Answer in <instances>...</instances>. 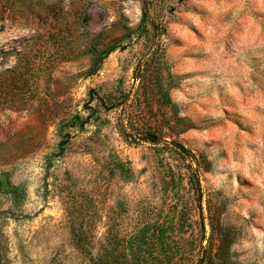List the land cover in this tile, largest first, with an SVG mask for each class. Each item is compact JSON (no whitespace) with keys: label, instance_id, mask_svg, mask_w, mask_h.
Instances as JSON below:
<instances>
[{"label":"rangeland","instance_id":"374dc122","mask_svg":"<svg viewBox=\"0 0 264 264\" xmlns=\"http://www.w3.org/2000/svg\"><path fill=\"white\" fill-rule=\"evenodd\" d=\"M149 1L0 0V264H264V0Z\"/></svg>","mask_w":264,"mask_h":264},{"label":"trees","instance_id":"16d2710c","mask_svg":"<svg viewBox=\"0 0 264 264\" xmlns=\"http://www.w3.org/2000/svg\"><path fill=\"white\" fill-rule=\"evenodd\" d=\"M159 1H156V4H154L153 1H149V0H142V22L143 23H147V24H152V26H154L155 28V23L152 22V15L154 14V7L155 5L158 4ZM157 28V27H156ZM116 41H111L107 44H103V47L100 50H97L96 47L92 48V52H94V58L92 59V64L90 65L87 73L90 75H93L95 72H97L101 66V64L103 63V61L115 50L116 48ZM115 108L116 105H113ZM126 124H124L123 122H121L119 124V128H120V132L124 135V137L127 138V140L129 142H131V140H136V139H140V140H144L146 142H149L150 144H152L159 153H163L166 152L165 150H167L168 153H174L176 155H179L182 160L184 159L183 156H189L192 153H189L188 151H186V149L184 147H182L179 143L175 142V141H165L164 138L160 137L157 134H153V133H145V135L142 137H139L136 133V131L133 130V125L130 121V118L126 120ZM195 165H197L196 169H194L192 167V165H190V167L187 168L188 174L187 176L189 177L190 183L191 185H195L197 187H199V179H198V169L200 168V163L199 160L194 157V155L192 156ZM185 164V163H184ZM187 166V165H186ZM182 178V177H181ZM133 254L132 256L134 257H138L137 259L141 261L142 257V251L140 252L139 249L136 250H132L131 251ZM107 250H104L102 252V260L106 259V261L111 260V259H107Z\"/></svg>","mask_w":264,"mask_h":264}]
</instances>
